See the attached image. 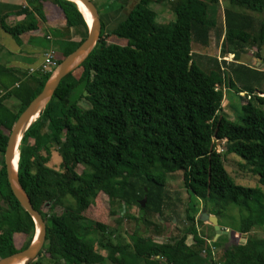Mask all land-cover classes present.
<instances>
[{"label":"trees","instance_id":"1","mask_svg":"<svg viewBox=\"0 0 264 264\" xmlns=\"http://www.w3.org/2000/svg\"><path fill=\"white\" fill-rule=\"evenodd\" d=\"M153 2L169 3L174 21L157 23L156 12L149 7ZM228 2L255 13L264 10V0ZM25 3L29 10L22 21L8 25L4 17L0 22V28L16 42L37 29L36 17L43 21L45 11L63 22L61 31L55 32L58 37L65 33L67 41L76 39L62 50L56 65L85 40L87 26L73 2ZM209 4L216 5L218 0H137L108 33L100 17L101 32L93 50L60 81L18 146L19 183L46 226L44 244L29 264H41L43 259L51 264L104 261L78 234L86 229L82 212L98 194L109 199L112 216L116 210L135 206L159 221L170 205L167 175L177 172L190 198L200 201L206 213L217 219L230 204L248 208L262 199L259 189L237 185L223 161L226 155H235L243 162L240 166H247L264 184V97L259 96L264 94V71L237 60L238 50L250 41L257 51L264 50V26L260 23L255 39L252 16L223 9L220 54L234 60L211 59L203 64L193 60L191 44L209 43L215 26L206 18ZM108 36L125 45L108 42ZM260 59L264 65V58ZM49 76V72L35 74L14 86L19 78L0 64V258L26 249L34 236L32 220L9 189L3 154L15 121ZM225 86L248 99L240 105V114L233 106L235 120L221 113ZM8 99L17 103V109L6 105ZM81 100L87 102V109L79 106ZM48 146L60 157V171L46 166L39 155ZM220 146L226 147L222 154ZM78 166L85 168L78 173ZM45 205L47 213L42 211ZM196 208L189 203L185 209V227L179 237L158 241L135 236L127 244L114 245L110 241L107 257L114 264H264V249L255 251L256 242L250 237L251 217L239 228L247 237L245 243L222 247L216 241L219 237L213 242V230L211 238L199 230L203 223L197 219ZM87 229L100 231L108 239L117 234L98 223ZM211 247L221 249L220 260H213ZM127 249L133 253L128 262L122 254Z\"/></svg>","mask_w":264,"mask_h":264},{"label":"rangeland","instance_id":"2","mask_svg":"<svg viewBox=\"0 0 264 264\" xmlns=\"http://www.w3.org/2000/svg\"><path fill=\"white\" fill-rule=\"evenodd\" d=\"M137 0H92L102 22L105 25V32L108 33L112 27L119 21H121L128 12V7L124 6L129 4V8ZM152 10L156 12L157 18L156 22L159 24L166 25L174 21L173 13L170 9L169 3H156L153 2L149 6ZM229 8L244 14L252 16L254 20V29L252 31V37L255 39L259 35V25L260 23L264 26V10L262 13H255L243 8L235 7L230 5L228 0H218V4L208 6L206 9L207 20L214 22V27L210 31V40L207 46H200L197 43L191 44V52L193 54V60H199L203 64H207V60L215 59L219 63V57L226 56L220 54V42L221 37L224 32L223 28V9ZM127 9V10H126ZM46 13V12H45ZM47 15V14H46ZM33 19V18H31ZM108 42L125 45L124 41H121L115 37L108 36ZM54 50L60 52V48L63 46V42L57 37H54ZM42 45L46 48L47 42L43 41ZM257 52V54H256ZM227 63H232L233 58L231 55L226 56ZM264 58V50L256 49V44L252 41L243 45L241 49L238 50V63L244 64L250 68L257 70H262L264 66L260 63L261 59ZM260 64V65H259ZM54 70V69H53ZM52 70V71H53ZM38 74V73H36ZM262 89L264 90V82L262 84ZM223 100H222V114L225 115L229 120L236 119V112L233 106L239 109L240 105L244 104L248 99L245 97H237L234 89H228L226 86L223 87ZM264 97V94L259 95ZM79 106L82 109H87L89 105L85 100H81ZM6 105L15 110L17 109V103L14 105L10 102H6ZM49 147V148H48ZM42 150L39 155L45 161L46 166L49 168L60 171V157L52 146H48ZM226 147L220 146L219 152L222 154L225 152ZM223 161L224 168L226 172L234 179L237 185L251 188L259 189L262 193V199L260 201L250 203L249 207H242L238 204H230L223 210V216L219 219L221 226L224 224V229L228 228L229 231L225 235H219V239L212 238L213 242L216 240L222 245V247H231L237 244H244L247 237L239 232L241 222L251 217L253 219V226L251 227L250 237L256 242L257 247L255 251L262 252L264 249V184L259 182V178L250 172V169L245 166L242 168L243 162L241 159L233 154H228ZM2 157L0 156V162ZM83 166H78L77 172L80 173L83 170ZM167 194H168V209L166 208L162 215V220L159 221L157 216L151 213H145L139 210L137 207H126L125 210H116L114 215L110 212V201L109 199L101 194H98L96 198L91 201L89 208L82 212V217L84 219L83 225L86 228L83 230V235L79 232V236L92 245L95 252L100 253L104 257V261L99 264H114L107 257V250L110 249L109 242L114 245L127 244L135 236L140 237H157L156 240L165 241L167 239L177 238L181 235L183 228L185 227V209L188 207L189 203L194 204L200 212L202 209L200 201L196 200L194 197L190 198L189 194L182 185V174L180 172L167 175ZM123 207V204H122ZM196 208V209H197ZM171 210L175 211V214H171ZM42 211L47 213L48 208L43 207ZM125 214V217L123 216ZM163 222V223H161ZM91 223V224H87ZM105 225L109 231H114L117 233L110 239L108 235L101 234L100 231L94 229H87L89 227H94V224ZM160 227V229H157ZM155 228L157 230H155ZM201 228V229H200ZM199 228L200 231H205L207 235L211 238V230L214 231L213 227L207 223H203ZM136 232V233H135ZM135 233V234H133ZM154 235V236H153ZM215 235V234H214ZM118 237V241L116 239ZM217 237V238H218ZM212 241V240H211ZM23 242L21 237L18 242L20 246ZM100 245H104L103 247ZM213 250V260L218 261L221 257V249L211 248ZM125 261H130L133 253L131 249H127L122 252ZM221 259V258H220ZM219 259V260H220ZM41 264H51L50 260H41ZM59 264H63L59 262Z\"/></svg>","mask_w":264,"mask_h":264},{"label":"water","instance_id":"3","mask_svg":"<svg viewBox=\"0 0 264 264\" xmlns=\"http://www.w3.org/2000/svg\"><path fill=\"white\" fill-rule=\"evenodd\" d=\"M68 1L73 2L76 6V2L80 3L88 12L90 23L88 24L83 17L87 26L85 40L72 53L66 56L53 71H51L50 76L46 80L42 90L18 116L10 134L8 135L5 151L3 154L6 180L13 197L32 220L35 232L31 243L26 249L7 257L0 258V264H29L37 258L44 244L46 234L45 222L42 219L40 213L33 209L28 196L19 183L17 164L14 166L13 161L14 155L16 154L18 162V146L24 132L38 118L40 113L48 104L60 81L69 73L74 71L86 59L89 53L93 50L100 36L101 20L95 6L92 3V0ZM145 201L146 199L143 197L139 203L141 207L144 206ZM47 206L48 205H45L44 207ZM197 219L200 222L207 223L213 227L215 233L214 238H217L219 235H225L229 232L227 230H221L218 226L217 218L213 215L207 214L204 208H202L199 212Z\"/></svg>","mask_w":264,"mask_h":264},{"label":"crops","instance_id":"4","mask_svg":"<svg viewBox=\"0 0 264 264\" xmlns=\"http://www.w3.org/2000/svg\"><path fill=\"white\" fill-rule=\"evenodd\" d=\"M45 6V9L48 11L46 4ZM124 6L128 7L127 9L129 10V4H125ZM132 6L133 5L131 4L130 7ZM28 10L29 8L26 5L25 0H0V22L1 19L5 17V22L8 25L18 23L25 18V13ZM45 16L46 18L43 21L36 17V20L38 21L37 29L22 34L19 43L0 28V64L13 71L15 76L19 78V81L15 83L14 86L20 81L26 80L35 75V70H37L44 55L49 50H53L55 58L57 59L60 58L62 50L68 45V43L76 41V39L67 41L68 35L65 33L58 37L55 32L61 31L64 25L63 22L58 19H51L49 12H46ZM54 37H57L63 42V46L59 49L60 52H58L59 56L54 50ZM43 41L47 42L46 48L42 45ZM10 101L13 105L16 103L13 99L6 100V102ZM217 220L218 226L221 230H229L228 228L224 229V224L221 226L219 219Z\"/></svg>","mask_w":264,"mask_h":264},{"label":"built area","instance_id":"5","mask_svg":"<svg viewBox=\"0 0 264 264\" xmlns=\"http://www.w3.org/2000/svg\"><path fill=\"white\" fill-rule=\"evenodd\" d=\"M229 56V55H227ZM232 57V56H231ZM218 60H224L227 61V57H219ZM262 64V63H260ZM259 64V65H260ZM263 65V64H262ZM56 58H55V54L53 52V50H49L43 57V60L41 62V64L39 65V67L37 68V70H35V74L38 73V75H42L45 73H51V71L53 69H55L56 67ZM264 66V65H263ZM264 71V68L262 69ZM31 71V70H30ZM242 95V94H241ZM212 248V247H211ZM211 255L213 257V250L211 249Z\"/></svg>","mask_w":264,"mask_h":264},{"label":"bare ground","instance_id":"6","mask_svg":"<svg viewBox=\"0 0 264 264\" xmlns=\"http://www.w3.org/2000/svg\"><path fill=\"white\" fill-rule=\"evenodd\" d=\"M76 3H77V6H78L80 12L82 13L83 17L85 18L86 22L89 24L90 18H89L88 12L84 9V7L80 3H78V2H76ZM13 161H14V166H15L18 163L16 154L14 155Z\"/></svg>","mask_w":264,"mask_h":264}]
</instances>
